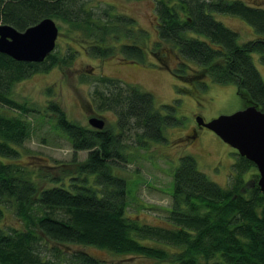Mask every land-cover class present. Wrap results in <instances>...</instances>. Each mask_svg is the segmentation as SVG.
I'll return each instance as SVG.
<instances>
[{"label": "trees", "instance_id": "trees-1", "mask_svg": "<svg viewBox=\"0 0 264 264\" xmlns=\"http://www.w3.org/2000/svg\"><path fill=\"white\" fill-rule=\"evenodd\" d=\"M90 2L0 0V23L22 31L51 17L63 22L92 57L143 62L145 31L135 19L113 6L92 7ZM154 11L158 39L151 55L161 68L185 84L204 89L207 78L233 83L244 106L264 111V80L252 60V53H257L264 64L263 8L242 0H155ZM213 13L240 17L258 37L238 43V33ZM69 46L62 55L53 50L42 62L17 61L0 53V107L19 113L8 115L0 110V157L14 161L0 160V219L4 208H11L23 225L0 226V264H105L86 251L70 249L69 244L91 245L114 254L170 258L175 264H264V192L257 185L258 174L245 178L255 165L240 155L227 187L200 171L194 157L181 156L172 175L166 226L139 223L126 214V181L113 175L109 164L128 161L125 140L130 128L139 129L134 135L144 145L145 140L164 141V127L181 124L174 104L162 105L161 112L153 95L138 85L103 74L94 80L83 74L79 78L80 82L93 81L96 109L116 115L118 132L69 120L58 103L49 102L54 125L68 138L74 153L75 170L67 185L64 178L49 174L48 185L41 187L30 169L15 162L31 134L25 115L36 109L15 100L12 88L34 73L70 66L76 50ZM165 49L177 54L175 66H169ZM178 90L186 92L187 88ZM82 150L87 156L76 162L75 154ZM139 238L157 246L142 244Z\"/></svg>", "mask_w": 264, "mask_h": 264}, {"label": "rangeland", "instance_id": "rangeland-1", "mask_svg": "<svg viewBox=\"0 0 264 264\" xmlns=\"http://www.w3.org/2000/svg\"><path fill=\"white\" fill-rule=\"evenodd\" d=\"M154 1L91 0L89 4L92 7L113 6L115 10L135 19L136 25L145 31L143 42L146 48L143 62H125L119 56L92 57L77 44L76 35L69 32L63 22L54 19L59 29L54 51L57 50L62 55L70 45L76 50L73 62L70 66L54 67L48 72L34 73L16 82L11 96L26 103L29 108L36 109L25 115L31 123V134L19 148L21 154L15 162L30 169L41 187L48 185L49 174L64 178L67 185L70 182L69 175L75 170L70 141L55 127V116L47 109L49 102L58 103L69 120L91 127L88 118L97 116L105 120L107 127L118 132L116 115L112 111L96 109L92 96L93 81L80 82V76H89V79L94 80L103 74L123 83L138 85L153 95L154 105L158 110H161L162 105L174 104L175 116L181 119V124L164 127V141L145 140V144L141 145L134 135L139 129L131 127L125 140V143H128V161L119 165L109 164L111 173L126 181V214L139 223L166 226L164 218L167 215L166 210L171 206L172 175L181 156L194 157L197 168L223 187L229 186L232 165L239 156L236 149L213 131L199 126L196 116L200 115L204 121H209L219 115L242 109L244 102L233 83L219 84L207 78L203 81L207 85L204 89L196 84L179 81L169 70L159 66L151 55V46L158 39ZM242 1L264 9V0ZM213 15L238 33V43L258 37L252 27L236 15ZM165 52L169 66H175L178 61L177 54L166 49ZM252 60L264 80V64L261 63L259 54L252 53ZM181 87H186V92L179 91L178 88ZM176 100L178 102H175ZM0 110L8 115L19 114L4 107H0ZM192 128L196 130L195 133ZM86 156L87 151H78L75 161L82 162ZM0 160L4 163L14 162L5 157H0ZM254 174H258L256 167L248 169L245 178L250 180ZM93 178L94 176H91V180ZM0 226L20 228L23 225L11 208H4ZM138 241L157 246V243L151 240L139 238ZM58 246L65 248L60 244ZM69 248L86 251L105 264H175L170 258L158 260L114 254L91 245L69 244Z\"/></svg>", "mask_w": 264, "mask_h": 264}, {"label": "water", "instance_id": "water-1", "mask_svg": "<svg viewBox=\"0 0 264 264\" xmlns=\"http://www.w3.org/2000/svg\"><path fill=\"white\" fill-rule=\"evenodd\" d=\"M58 34V26L51 17H44L22 31L0 23V53L17 61L42 62L55 49ZM88 123L98 130L105 126L97 116L89 117ZM196 123L213 131L240 156L254 163L259 175L257 185L264 192V111L248 105L209 121L197 115Z\"/></svg>", "mask_w": 264, "mask_h": 264}, {"label": "flooded vegetation", "instance_id": "flooded-vegetation-1", "mask_svg": "<svg viewBox=\"0 0 264 264\" xmlns=\"http://www.w3.org/2000/svg\"><path fill=\"white\" fill-rule=\"evenodd\" d=\"M103 119V118H102ZM104 120V119H103ZM104 122H105V120H104ZM104 127H107V125L105 124V126ZM98 130V129H97ZM102 130V129H101ZM192 132H196V130L194 129V128H192Z\"/></svg>", "mask_w": 264, "mask_h": 264}]
</instances>
